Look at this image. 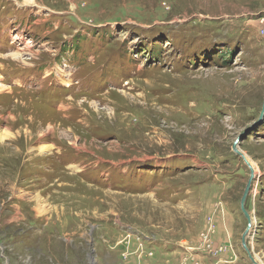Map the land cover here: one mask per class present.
<instances>
[{"label": "rangeland", "instance_id": "1", "mask_svg": "<svg viewBox=\"0 0 264 264\" xmlns=\"http://www.w3.org/2000/svg\"><path fill=\"white\" fill-rule=\"evenodd\" d=\"M263 18L264 0H0V264H253L234 144L264 264Z\"/></svg>", "mask_w": 264, "mask_h": 264}, {"label": "water", "instance_id": "2", "mask_svg": "<svg viewBox=\"0 0 264 264\" xmlns=\"http://www.w3.org/2000/svg\"><path fill=\"white\" fill-rule=\"evenodd\" d=\"M263 112H264V100H263V104H262V111H261L260 117L263 116ZM232 148H233V151H235L239 156L242 157V159L249 166V169H250V176H249L248 181H247V183H246V185L244 187V190H243V193H242V196H241V199H240V209L244 213L246 219L248 220V225H249L250 216H249V213L247 212V210L244 207V203H245V200L247 198V195H248L250 187H251L252 178L254 177V173H253L254 169H253L252 165L249 164V160H247L246 156L243 155L242 152L237 149V146L235 144L233 145ZM247 234H248V232H247V228H246L245 231L243 232L242 236H241V244H242L243 248L245 249V251L247 253V256L253 262V264H258L255 261L254 256L252 255L250 249L247 246V243H246Z\"/></svg>", "mask_w": 264, "mask_h": 264}, {"label": "bare ground", "instance_id": "3", "mask_svg": "<svg viewBox=\"0 0 264 264\" xmlns=\"http://www.w3.org/2000/svg\"><path fill=\"white\" fill-rule=\"evenodd\" d=\"M29 2H32V0H29ZM0 88H4L1 84H0ZM4 137H3V135L2 134H0V141L3 139ZM47 145V144H46ZM46 145H41V146H39V150L40 151H44V150H46V147L48 146H46ZM243 154V153H242ZM243 155H245V153L243 154ZM246 156V155H245ZM246 158H247V160H249V164H251L252 166L254 165V163L253 162H251V160L246 156ZM255 168H254V174H255ZM39 208V210H43L42 208H43V205L41 204L40 206H38ZM254 222H255V218L253 217V216H250V218H249V225H247L248 227H247V232L249 233V229H251L252 227H253V224H254ZM250 226V227H249ZM249 228V229H248Z\"/></svg>", "mask_w": 264, "mask_h": 264}, {"label": "trees", "instance_id": "4", "mask_svg": "<svg viewBox=\"0 0 264 264\" xmlns=\"http://www.w3.org/2000/svg\"><path fill=\"white\" fill-rule=\"evenodd\" d=\"M83 46H84V43L82 45L80 42L74 45V48H77V49H75L76 54H81L83 52L82 51ZM100 57H101V55L99 54L96 58H100ZM114 59H116V58H114ZM116 60H118V59H116ZM115 66H116L117 71H119L120 73H124V70H122L119 66V62L117 64H115Z\"/></svg>", "mask_w": 264, "mask_h": 264}, {"label": "built area", "instance_id": "5", "mask_svg": "<svg viewBox=\"0 0 264 264\" xmlns=\"http://www.w3.org/2000/svg\"><path fill=\"white\" fill-rule=\"evenodd\" d=\"M261 22L263 23H261V32L262 33H264V18L263 19H261ZM209 228H210V231L209 232H206L204 235H203V239H204V241H207L208 240V237H209V239H210V235L212 234V231H213V225L211 224L210 226H209ZM219 250H223V248L222 247H220L219 248Z\"/></svg>", "mask_w": 264, "mask_h": 264}, {"label": "crops", "instance_id": "6", "mask_svg": "<svg viewBox=\"0 0 264 264\" xmlns=\"http://www.w3.org/2000/svg\"><path fill=\"white\" fill-rule=\"evenodd\" d=\"M218 238L220 239L221 237H218ZM221 240H222V239H221ZM222 241H224V240H222ZM224 255H227V254H224ZM224 255H223V256H224ZM181 259H182V258H181Z\"/></svg>", "mask_w": 264, "mask_h": 264}]
</instances>
